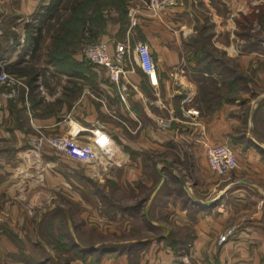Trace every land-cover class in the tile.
<instances>
[{
  "label": "crops",
  "instance_id": "crops-1",
  "mask_svg": "<svg viewBox=\"0 0 264 264\" xmlns=\"http://www.w3.org/2000/svg\"><path fill=\"white\" fill-rule=\"evenodd\" d=\"M56 1L0 0V61L27 86L0 98V264H264V93L252 100L244 131V98L207 115L197 109L198 86L183 71L195 66L186 57L203 24L195 0H178L166 16L154 14L150 0H128L126 26L103 11L108 22L97 41L111 53L146 43L157 66L152 80L133 60L125 94L79 51L34 59L44 52ZM223 3L232 8L238 0ZM235 13L216 29L233 45L215 47L242 64ZM27 17L39 26L21 28ZM49 41L46 52L57 47L50 33ZM40 134L110 154L77 172L70 167L83 162L36 151ZM217 143L239 163L227 177L208 167L207 148ZM98 230L119 242H102Z\"/></svg>",
  "mask_w": 264,
  "mask_h": 264
},
{
  "label": "rangeland",
  "instance_id": "rangeland-1",
  "mask_svg": "<svg viewBox=\"0 0 264 264\" xmlns=\"http://www.w3.org/2000/svg\"><path fill=\"white\" fill-rule=\"evenodd\" d=\"M75 1L77 0H57L53 4L52 10H51V16L55 19V22L53 24L50 23V25L47 24L44 26L43 29L45 30V36L43 38L46 41L45 44L43 45L44 52L37 54V56L34 58L35 60L37 61L42 60V59L50 60L52 58L51 56L53 54L52 53L53 50H49V52H46L48 51L47 47L51 44L49 41V33L52 35L53 39L55 40L57 33L59 32V30H61L62 24L66 20H68L71 16H73L72 6ZM127 1L128 0H104V2L99 5V7L100 8L102 7V9L104 8L105 10L110 11L111 15L116 14V16L113 18H115L119 22H122L126 26L127 25L126 23L127 15L124 16V11L128 7ZM223 1L224 0H195L196 8L195 10L194 8H192V11H195L196 12L195 14L201 17L202 23L205 24L206 26H205L204 31L197 30L198 32L191 38L192 40L191 43L192 42L193 43L189 45L190 49L188 50L186 60L190 61V63H193L195 66L194 67L189 66V68H186L183 71H185L186 75L188 73L189 75L191 74L193 82H195L198 86V94L194 100V104L201 114L207 115V114L216 112L217 110L224 107L225 105L233 104L239 101L241 98H244L245 100H247L248 105L246 104L242 107L244 111V114H243L244 125L241 127V130L244 131L247 129L246 128L247 122H248V119L250 117V113L252 110V106H251L252 100H256L258 97H260V94L264 93V81L263 80L259 81L257 79V74H256L257 71H260L261 74H258V76L259 77L261 76V78L264 77V23H261L262 20L259 19L260 15L264 13V9L259 10L260 6L264 5V0H240V2L238 0V4H236L235 6L233 5L232 8L224 4ZM95 8H96L95 6H91L89 9V14L92 17H95V13H94ZM210 10L212 11V13H214L216 16H219L222 19L220 21L218 20L217 22L214 21ZM233 13H235L234 14L235 16H233L234 20L235 18L241 17V15L250 17L249 23L245 22V19L241 17L243 19L242 20L243 22H242V27L240 29V35L238 33L237 34L235 33V37H236L235 47L238 51H241V53L243 54L241 55L242 60H243L242 64L238 63L239 60L237 58L234 59V58L229 57V55L225 51H223V49L219 50L217 47H215L218 45H223L226 48H229L233 45L232 40L231 38H229L227 31L222 32V35L220 36L216 35V29L218 25L220 26L221 24L222 27L225 26L226 28L228 26L227 20L231 19V18L229 19V16H231ZM252 14H254V16ZM255 15L257 17H255ZM25 20L26 18H24L22 22L20 23V26H22L21 28H26L29 26L31 27L39 26L37 19H34L31 23H25ZM109 21L111 20L109 19ZM112 21H114V19ZM107 22L108 20H105V19L94 21V31L96 32V34L99 35L104 31L105 24ZM70 35L67 36L66 42L59 43L60 52H62L61 47L62 48L64 47L65 51H67V55L72 54L75 51H79L80 54L84 56L85 50L87 49L89 45L99 42L97 41L99 36H97L96 38H93L92 36L93 34L89 32V30L85 32V35L82 38H80L78 34H76L77 36L76 35L70 36ZM210 35H212L211 38H210ZM63 37H64V34H63ZM194 42H196V44ZM55 43L57 42L53 41V44ZM211 44H213L212 46L216 48L217 50L226 53L225 61L228 66L234 65L232 61H235L239 66V69L236 71V74H228V75H227L228 72H223L224 71L223 68L218 67V65H216V68H213V71L206 70L210 73L212 72L215 73V75L213 76H215L214 78L217 79L218 81V88L214 86L212 83V80H215L214 78H209V77L205 78L202 75L204 71L202 69L205 64V61L196 63L193 60L195 58L194 51L197 49H204L210 55L209 60H212V58H214L218 62L222 61L223 59L222 55L218 52L216 53L213 52L211 49ZM129 53H130V57L133 60L134 54L132 52H129ZM217 73L220 74V77L218 76ZM224 74L226 75L223 76ZM229 78L238 79V83H237L238 91L236 93H233L231 92L230 89L223 87L225 79H229ZM19 79L25 84V79L23 78H19ZM19 90H22V87L17 89V94L19 93ZM8 91L9 89L7 88L3 90V92H8ZM231 98H233L234 101L235 100L236 101L230 103L229 100ZM259 104H260L259 110L264 112V99L260 100ZM262 118L264 119V116ZM39 152L54 153L51 150H42ZM87 165L88 164H84V163L76 164V165L71 166L70 168L71 170L73 169L74 171H77V172L80 171L82 173H87L88 170L85 169ZM67 179H68L67 185L69 186V188H73L74 187L73 183L77 182V180H75V177L72 174L68 175ZM83 182L84 181H82V183ZM84 183L83 185L87 186L88 188L90 187L92 189L96 188L95 183H94L95 185L89 184L90 183L89 181L84 182ZM148 191H149L148 189H146L145 191V194L147 196H148ZM128 198L130 199V194ZM135 225H137V223H135ZM59 231L60 233L63 232V234L67 237V239H69L67 236L68 234L67 233L65 234L67 230L62 229ZM100 231L101 230H98L97 236H98V239H100L102 242H106V241L108 242L112 241V243L119 242L117 241L116 235H113V238H112L109 233L106 234L104 232L106 230L102 232ZM117 231H119L117 235L119 234L121 235V230L119 229ZM41 235H43V233H41ZM69 256H72V255L69 254Z\"/></svg>",
  "mask_w": 264,
  "mask_h": 264
},
{
  "label": "built area",
  "instance_id": "built-area-1",
  "mask_svg": "<svg viewBox=\"0 0 264 264\" xmlns=\"http://www.w3.org/2000/svg\"><path fill=\"white\" fill-rule=\"evenodd\" d=\"M177 6L178 0H150V8L154 14L166 16ZM33 20L32 17H27L25 23H31ZM108 47L105 42L89 45L85 50L84 57L93 66L105 70L111 84L115 85L123 94L126 93L125 80L128 74L132 72L131 64L135 59L142 71L154 80L157 66L148 44H137L134 49L133 60L130 57L131 49L129 46H119L113 53L109 52ZM0 87L9 89L8 92H3L0 95V98L4 100L14 98L18 88L27 89V86L18 77L7 72L2 61H0ZM122 98L125 100L124 95ZM160 124L166 128L170 127L169 121H162ZM34 146L37 151L51 150L86 164L97 163L101 158L110 154V149L106 146H95L90 142L81 143L74 138H49L41 134ZM206 156L209 170L220 177H227L239 168L234 150L226 143L209 146ZM28 208L32 209L31 206ZM223 242L224 240H220V244Z\"/></svg>",
  "mask_w": 264,
  "mask_h": 264
},
{
  "label": "trees",
  "instance_id": "trees-1",
  "mask_svg": "<svg viewBox=\"0 0 264 264\" xmlns=\"http://www.w3.org/2000/svg\"><path fill=\"white\" fill-rule=\"evenodd\" d=\"M104 2V0H80V1H75L73 3L72 6V12H73V16H71L68 20H66L62 26H61V30H59V32L57 33L54 42L57 43H64L66 42V38L68 35H76L78 34L80 36V38H82L85 35V32H87L89 30V32H91L93 35V38H96L97 36H99L98 34H96V32L94 31V21L97 20L99 21L100 19L103 20V11H106L104 8L102 9V7L100 8L99 5L102 4ZM113 3V2H112ZM91 6H95V17L90 16L89 14V9ZM264 9V5H261L259 10H263ZM52 10V7L50 9V11ZM262 13V12H261ZM127 15V11H124V16ZM254 16V14H252ZM241 17L243 19H245V22L249 23V18L247 16H243L241 15ZM235 18V23H236V27L237 29L235 30V33L240 35V29L242 27V18ZM255 17H257L255 15ZM126 19V18H125ZM260 20H262L261 23H264V13H262L260 15ZM92 22V23H91ZM98 26V25H97ZM205 24H202L201 26H199V28H197V30H201L204 31L205 30ZM31 27V26H29ZM59 27V26H58ZM70 27V29H69ZM198 32V31H197ZM64 34V37H63ZM70 35V36H71ZM77 36V35H76ZM212 35H210L211 38ZM55 43V44H57ZM193 43V42H192ZM191 43V44H192ZM196 44V42H194ZM213 44H211V49L213 52H218L222 55L223 59L222 61H216V59L212 58V60H209L210 55L204 50V49H197L194 51V61L196 63L199 62H204L205 64L203 66V73L207 72L210 76L209 78H214L215 73H210L206 70H211L213 71V68H216V65H218V67H222L223 68V72H228V74H236V71L239 69L238 64L235 61H232L234 63L233 66H228L226 64L225 58H226V53L225 52H221L219 50H217L216 48H214L212 46ZM62 46V45H61ZM52 58L50 59L51 61H56V60H60V59H64V58H68L69 55H67V51H62L60 52V48L58 47H54L52 49ZM67 55V56H66ZM231 60V59H230ZM218 74V73H217ZM222 74V72H221ZM226 74H224L223 76H225ZM218 76L220 77V74H218ZM222 76V75H221ZM215 79V78H214ZM212 83L214 86H216L218 88V81L217 79L212 80ZM238 79L237 78H232V79H225L223 87L230 89L231 92L236 93L238 91ZM220 88V87H219ZM218 90V89H217ZM230 103L235 102L233 98H231Z\"/></svg>",
  "mask_w": 264,
  "mask_h": 264
}]
</instances>
